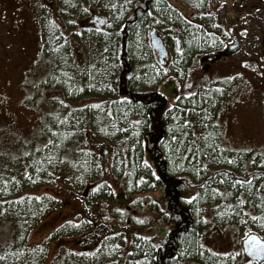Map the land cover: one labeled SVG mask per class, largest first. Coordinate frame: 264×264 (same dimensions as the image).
Returning <instances> with one entry per match:
<instances>
[{
    "label": "trees",
    "instance_id": "1",
    "mask_svg": "<svg viewBox=\"0 0 264 264\" xmlns=\"http://www.w3.org/2000/svg\"><path fill=\"white\" fill-rule=\"evenodd\" d=\"M87 1L69 3L79 7ZM93 1L96 11L105 13V25L96 29L89 20L85 23L102 33L106 47L104 59L90 68L75 64L67 45L70 35L62 36L59 25L44 23L41 59L50 73L32 84L29 94L30 101L42 105L41 113L33 135H11L7 152L0 151V264L45 263L47 245H29L28 235L58 204L50 195H35L56 173L65 172L74 187L90 184L86 194L101 205L116 196V187L96 178L100 166L89 150L91 141L107 143L100 149L104 172L108 180L117 179L124 195L114 213L118 221L109 230L111 236L93 211L78 222H62L51 238L75 235L77 228L89 234L78 249H62L49 264H235L206 246V231L215 222L236 225L252 222V217L264 226V158L245 148L235 150L223 139L218 118L233 89L232 79L218 86L198 85L170 103L156 89L163 72L152 66L149 56L154 29L169 42L179 39L182 51L175 71L188 74L196 54L216 52L222 40L214 18L205 13L207 0H185L195 8L191 16L176 13L166 0ZM138 53L148 56L143 70L136 62ZM154 191H161L160 200L148 194ZM139 195L159 216L161 226L154 233L162 236L158 242L148 235L156 217H140L144 202ZM220 209L224 213L216 216ZM127 216L133 221L126 225Z\"/></svg>",
    "mask_w": 264,
    "mask_h": 264
},
{
    "label": "rangeland",
    "instance_id": "2",
    "mask_svg": "<svg viewBox=\"0 0 264 264\" xmlns=\"http://www.w3.org/2000/svg\"><path fill=\"white\" fill-rule=\"evenodd\" d=\"M70 1L0 0V151L7 152L5 149L11 135L13 138L16 135L22 138L33 135L34 121L41 113L42 105H35L30 101L29 94L32 84L40 83L42 78L50 73L47 67L49 65H43L41 59L45 22L59 25L62 36L70 35L74 40L69 39L67 45L78 68H90L97 59H104L106 45L102 44L104 41L101 42L102 33H94L85 22L94 15L103 17L105 13L96 11L98 5L93 0L87 1L86 6L79 3V7L70 4ZM207 3L205 13L214 18L213 24L220 29L216 34L222 43L216 52L207 51L193 57L189 78L196 75L195 86L201 87L218 86L223 80L232 79L233 89L230 90L218 118L219 123L223 125V139L235 150L245 148L250 150L252 155L259 153L264 158V0H207ZM85 9L87 11H84ZM72 31L76 32L75 35L71 34ZM233 37L239 41L240 49L231 55L226 53V49L232 45ZM167 43L173 50L174 41ZM136 48L139 49L137 45ZM139 54L136 62L143 70L148 56ZM151 55V64L154 66V58ZM212 56L216 58L212 63L203 59ZM144 82L145 79L140 80L139 85L143 86ZM161 86L159 84L160 89L157 91L164 93L170 103L173 102V85L167 86L166 92ZM86 133L89 142L92 140L88 136L89 129ZM106 144L91 141L89 150L93 152L94 162L100 166L96 178L99 182L106 181L113 188L116 187V196L107 206L101 205L102 201L97 203L90 199L87 195L91 192L90 184L74 187L68 182L65 172L56 173L51 180L35 190L37 196L46 194L58 199L57 206L46 213L28 235L29 245H47V259L44 264H49L62 249L75 250L81 242H86L85 237L89 230L80 228H77L79 232L75 235H65L57 239L50 237L51 232L66 220L73 219L78 222L80 217H90V211H93L95 217L101 216L104 221L105 234L111 236L109 230L118 221L114 213L118 207H122L124 195L123 191L117 188V179L112 177L108 180L104 172L100 149L105 150ZM148 194L156 200L161 198V191ZM139 197L144 202L140 217H156V224L148 235L158 242L162 236L154 233L157 232V226H161V222H158L159 216L154 213L147 198H142V195ZM135 208L137 212L139 208ZM217 212L224 213L222 209L216 211L215 215ZM132 221L133 219L127 216L126 225ZM262 223L259 219L244 223L242 220L236 225L230 222L219 225L215 222L208 227L204 242L209 249L228 257L230 261L235 260V264H249L242 253L241 242L249 234H256L264 239Z\"/></svg>",
    "mask_w": 264,
    "mask_h": 264
},
{
    "label": "flooded vegetation",
    "instance_id": "3",
    "mask_svg": "<svg viewBox=\"0 0 264 264\" xmlns=\"http://www.w3.org/2000/svg\"><path fill=\"white\" fill-rule=\"evenodd\" d=\"M166 1L168 3V6H171L176 11V13L182 16H191L192 14L195 13L194 11L195 8L188 5L185 0H166ZM179 4H181L182 6H179ZM158 32L161 33V31H158ZM162 37L164 39L163 38L161 39H163L162 41L167 51V59H164L162 62L158 59V57L156 56V53L153 52L156 69L161 70L163 72L161 73L162 77L159 79V81H157L156 87L157 89H160V87L158 86L159 84H161L162 85L161 89L166 92L167 91L166 87L167 86L170 87V85L172 84L174 88L173 102H176L177 100H179V98L186 97L191 92L194 91V89L197 87V85L195 86L196 82L194 81L196 80L197 76L194 75V77L189 78V76L191 75L190 73L186 74V73L181 72L180 70L175 71L174 69L175 67L173 64H174V61H176L179 55L181 54L182 47L180 44L178 47L176 42L174 41L175 46L173 47V50H172L171 46L167 43V40L165 39V37L163 35ZM187 80L189 82L184 86ZM162 94L164 95V93ZM262 264H264V262Z\"/></svg>",
    "mask_w": 264,
    "mask_h": 264
},
{
    "label": "water",
    "instance_id": "4",
    "mask_svg": "<svg viewBox=\"0 0 264 264\" xmlns=\"http://www.w3.org/2000/svg\"><path fill=\"white\" fill-rule=\"evenodd\" d=\"M104 23L105 20L99 17H94L89 21V24H92L97 28L102 27ZM149 36L152 49L157 53L159 60L163 62L164 59H167V52L162 44L161 39L158 37L155 31H151ZM232 41V45L227 49L228 54H233L240 48L239 41L236 39V37H233ZM215 59V57H208L204 60L207 62H212ZM241 248L243 255L248 260L257 264H262L264 262V239H261L258 235L251 234L246 236L241 243Z\"/></svg>",
    "mask_w": 264,
    "mask_h": 264
},
{
    "label": "snow or ice",
    "instance_id": "5",
    "mask_svg": "<svg viewBox=\"0 0 264 264\" xmlns=\"http://www.w3.org/2000/svg\"><path fill=\"white\" fill-rule=\"evenodd\" d=\"M125 3L126 4H131L132 3V0H125ZM110 7H112V8H117V7H121L120 5H117V4H112V5H110ZM85 11H87V9H85ZM149 15H151V13H149ZM192 95H195V94H192ZM93 107H98L97 105H93ZM184 123L187 125L188 123H189V121H184ZM174 139H175V137H174ZM49 143H51V141H49ZM191 147H189V149H188V151L189 152H191ZM229 163H231V161H229ZM145 165L147 166V164H146V162H145ZM248 181L247 180H245V181H238L237 183H247ZM239 203L240 204H244L245 203V201L244 200H239ZM252 219L253 220H256L257 219V217H252Z\"/></svg>",
    "mask_w": 264,
    "mask_h": 264
}]
</instances>
